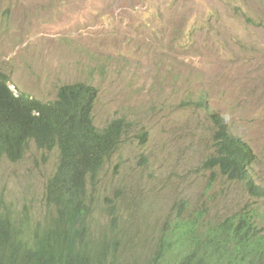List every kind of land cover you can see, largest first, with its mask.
Returning a JSON list of instances; mask_svg holds the SVG:
<instances>
[{"label": "rangeland", "instance_id": "1", "mask_svg": "<svg viewBox=\"0 0 264 264\" xmlns=\"http://www.w3.org/2000/svg\"><path fill=\"white\" fill-rule=\"evenodd\" d=\"M0 72L42 101L90 84L94 124L124 122L95 192L118 212L117 264H144L186 209L220 219L251 207L264 228V198L204 166L213 114L253 150L264 188V0H0ZM57 159L32 143L20 162L2 159L0 197L40 210Z\"/></svg>", "mask_w": 264, "mask_h": 264}, {"label": "trees", "instance_id": "2", "mask_svg": "<svg viewBox=\"0 0 264 264\" xmlns=\"http://www.w3.org/2000/svg\"><path fill=\"white\" fill-rule=\"evenodd\" d=\"M97 98L94 86L75 82L59 86L54 100L42 101L13 92L0 72V161L20 162L31 143L58 156L40 210L13 207L0 197V264L118 263V212L95 192L125 124L117 119L99 129L93 119ZM210 119L213 152L204 166L262 200L264 188L251 176L253 150L220 116ZM98 204L106 224L95 214ZM188 210L163 224L144 264H264V228L254 208L220 219L200 207Z\"/></svg>", "mask_w": 264, "mask_h": 264}, {"label": "clouds", "instance_id": "3", "mask_svg": "<svg viewBox=\"0 0 264 264\" xmlns=\"http://www.w3.org/2000/svg\"><path fill=\"white\" fill-rule=\"evenodd\" d=\"M10 87V86H9ZM11 89V88H10ZM228 128V127H227Z\"/></svg>", "mask_w": 264, "mask_h": 264}]
</instances>
